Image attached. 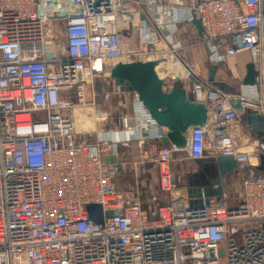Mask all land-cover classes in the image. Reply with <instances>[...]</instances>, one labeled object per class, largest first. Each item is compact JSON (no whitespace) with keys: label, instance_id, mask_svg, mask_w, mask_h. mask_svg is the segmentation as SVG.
<instances>
[{"label":"built area","instance_id":"1","mask_svg":"<svg viewBox=\"0 0 264 264\" xmlns=\"http://www.w3.org/2000/svg\"><path fill=\"white\" fill-rule=\"evenodd\" d=\"M53 1L0 0V264H264V174L251 162L264 144L239 149L226 94L194 77L207 119L186 150L191 160L233 158L238 179L190 207L172 179L176 149L160 145L152 162L165 203L143 210L104 160L134 140L103 136L158 141L148 135L155 123L135 93L113 86L99 107L94 91L104 66L127 59L116 22L133 0H78L69 13ZM181 9L186 22L199 20L216 62L261 51L260 0H192ZM145 33L150 45L160 40L158 30ZM89 205L111 215L96 224Z\"/></svg>","mask_w":264,"mask_h":264},{"label":"water","instance_id":"2","mask_svg":"<svg viewBox=\"0 0 264 264\" xmlns=\"http://www.w3.org/2000/svg\"><path fill=\"white\" fill-rule=\"evenodd\" d=\"M180 4L182 0H177ZM239 2L240 0H235ZM261 51L254 53L245 65V75L238 85V90L223 83H216L214 75L218 65L212 66L208 73L206 85L217 87L226 94L230 108L239 116L247 130L257 137L260 144H264V0H261ZM141 19L148 26L145 16ZM190 23L202 38V28L198 19L192 16ZM149 28V26H148ZM164 29V26L151 30ZM175 29L174 24L167 32V41L170 42L169 33ZM220 64V63H219ZM159 60L126 61L120 58L102 68L103 77L113 80L121 92L135 93L144 109L153 119L155 126L148 135L158 138L160 145H170L176 150H183L189 143L191 131L201 129L207 119V107L195 98L190 88L185 89L181 79H172L170 88L165 89V77L158 73ZM187 68V66H186ZM188 69V68H187ZM189 71V69H188ZM190 72V71H189ZM191 74V72H190ZM194 74L188 76L191 84H197ZM200 81V80H199ZM78 116L74 120L78 122ZM86 118V117H84ZM84 121V120H82ZM87 125V122H83ZM117 141L138 140V133L119 132ZM147 135V136H148ZM115 134L103 136L106 141H114ZM105 162L111 165L116 172H120L121 160L116 156L105 157ZM255 169L264 174V152L257 158ZM236 173V166L231 157H218L214 161L199 162L197 171L190 174L186 184V195L190 207L208 205L210 198L222 193V182L230 174ZM90 218L96 224H102L103 218L111 213L103 214L99 205L87 206Z\"/></svg>","mask_w":264,"mask_h":264},{"label":"crops","instance_id":"3","mask_svg":"<svg viewBox=\"0 0 264 264\" xmlns=\"http://www.w3.org/2000/svg\"><path fill=\"white\" fill-rule=\"evenodd\" d=\"M140 1L141 0H133L124 5V13H122L116 22L120 35L123 28H148L149 26V29H156L159 26H164V29L159 32L161 39L160 42H162L163 46L160 50L158 49V51H160L159 55L163 56L157 60L160 61V65L161 63H165L161 60L164 59L166 63L168 60H173L180 66V68L174 70L172 79L179 77L185 89H188L190 88V84L187 80L188 76L194 74V76H197L201 82L206 83L208 73L212 66L218 65L214 75L215 82L232 86L235 90H238V85H240L241 80L245 75V65L249 62L250 57L253 56L252 54L246 51H240L232 56H224L222 61L216 62L214 57H211L209 47L202 41V38L198 36L195 27L184 19V12L181 8L186 6L188 2L192 0H182L181 4L177 0H150L145 3H140ZM172 14H175L178 17V20L175 23L171 19ZM141 16H145L146 20L149 22L148 26L141 19ZM173 23L176 28L169 33L171 41L168 42L166 38L167 32L171 29ZM186 66L187 68L191 66V69H189L191 74ZM165 78H168V76ZM103 81L106 83H112L113 86H115L113 80L110 78H104ZM171 83L172 82L165 83L167 89L170 88ZM213 88L223 92L215 86ZM87 97L89 98L88 93ZM128 99H130V95H128ZM96 103L99 107L102 106L100 97L96 99ZM229 133L232 135L236 145L241 151H251L254 145L260 144L257 137L247 130L240 119L232 128H230ZM145 141L151 140L138 139L131 143H136L137 147L141 148ZM154 142L160 145L158 141ZM199 162H209V160L189 159L186 148L183 150H175L172 153L170 157V169L173 182L178 186V193L187 196L184 186L188 183L190 174L197 171ZM251 162L256 166L258 161L256 158L252 157ZM237 179V174H230L228 178L223 180V188H229L231 182L236 181ZM161 196L163 197V203H165V196L162 193Z\"/></svg>","mask_w":264,"mask_h":264},{"label":"rangeland","instance_id":"4","mask_svg":"<svg viewBox=\"0 0 264 264\" xmlns=\"http://www.w3.org/2000/svg\"><path fill=\"white\" fill-rule=\"evenodd\" d=\"M77 2L78 0H58L56 2L53 1L54 6L52 7L56 8L57 11L69 13L75 10ZM57 29L61 34L63 30V23H59ZM145 29L146 28L139 27H128L122 29L121 36L123 48L125 49V53L127 55V61L132 62L138 60H157L163 56L159 55L160 51H158V49L160 50V48L163 46L162 42H160L161 39L158 40V43L151 45L148 44L145 41ZM158 71L161 72V69ZM160 72L158 73L160 74ZM173 74L174 71L169 75L163 76H168V78H165L166 83L172 82L171 80ZM103 79L104 78L98 79L94 82L96 98H99L104 91H110L113 86L112 83H106L103 81ZM166 86L167 85H165V89H167ZM88 95H90V92H88ZM87 109H81V111L83 110L84 112L87 111ZM88 124L87 131L91 132L92 136H94V123L88 121ZM101 129L102 127L100 130ZM159 146L160 145L156 144L153 140L145 141L141 148H138L136 143H130L127 146H117L116 157L121 160L122 170L116 173V185L118 188L126 192H138L139 202L143 210L164 204L163 197L161 196L158 186L157 169L152 162ZM142 153H146L144 158Z\"/></svg>","mask_w":264,"mask_h":264},{"label":"bare ground","instance_id":"5","mask_svg":"<svg viewBox=\"0 0 264 264\" xmlns=\"http://www.w3.org/2000/svg\"><path fill=\"white\" fill-rule=\"evenodd\" d=\"M165 62L164 59H161ZM176 68H180V66L178 64H176L173 60H168V62L166 63H161V65H159V67L157 68V70L161 69L160 75L161 76H165V75H169L171 72H173ZM118 140V135L115 134L114 136V141Z\"/></svg>","mask_w":264,"mask_h":264},{"label":"flooded vegetation","instance_id":"6","mask_svg":"<svg viewBox=\"0 0 264 264\" xmlns=\"http://www.w3.org/2000/svg\"><path fill=\"white\" fill-rule=\"evenodd\" d=\"M260 7H261V0H260ZM261 22H262V15H261Z\"/></svg>","mask_w":264,"mask_h":264}]
</instances>
